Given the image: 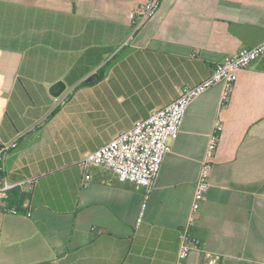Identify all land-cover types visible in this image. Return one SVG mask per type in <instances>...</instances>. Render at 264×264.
Masks as SVG:
<instances>
[{"label": "crops", "instance_id": "1", "mask_svg": "<svg viewBox=\"0 0 264 264\" xmlns=\"http://www.w3.org/2000/svg\"><path fill=\"white\" fill-rule=\"evenodd\" d=\"M146 2L0 0V138L18 141L7 176L25 196L20 214L0 213V264H176L218 119L191 226L204 251L185 264H264V55L227 105L222 83L190 104L148 198L103 166L83 185L88 154L264 41V0H161L135 30L128 15Z\"/></svg>", "mask_w": 264, "mask_h": 264}, {"label": "built area", "instance_id": "2", "mask_svg": "<svg viewBox=\"0 0 264 264\" xmlns=\"http://www.w3.org/2000/svg\"><path fill=\"white\" fill-rule=\"evenodd\" d=\"M160 3L161 0H147L129 13L128 16L135 30L158 11ZM263 55L264 41L252 47L242 48L231 57L217 63L207 79L195 86L183 87L176 100L164 107L155 108L149 117L136 121L131 128L122 131L107 144L88 154L82 164L83 185L87 186L92 180L93 167L103 166L110 169L119 182L133 183L144 188L148 198L155 187L164 159L172 150L171 142L180 133L190 104L206 90L222 83L221 102L222 106L227 105L238 80L239 71L249 68ZM223 129V121L216 120L200 168L187 223L180 233L176 264H185L193 251H204L202 241L192 234L191 226L195 223L210 188L213 159ZM16 147L18 141L5 142L0 138V213L2 214H20V207L11 202V193L19 184H14L8 179L6 165L8 154ZM30 215L31 213H28V216Z\"/></svg>", "mask_w": 264, "mask_h": 264}, {"label": "trees", "instance_id": "3", "mask_svg": "<svg viewBox=\"0 0 264 264\" xmlns=\"http://www.w3.org/2000/svg\"><path fill=\"white\" fill-rule=\"evenodd\" d=\"M102 78V74H96L94 76H91L90 78H88L85 83L86 84H91L94 82L99 81ZM24 194L20 193L19 190H14L11 193V202L17 206H20L24 200Z\"/></svg>", "mask_w": 264, "mask_h": 264}, {"label": "water", "instance_id": "4", "mask_svg": "<svg viewBox=\"0 0 264 264\" xmlns=\"http://www.w3.org/2000/svg\"><path fill=\"white\" fill-rule=\"evenodd\" d=\"M66 90V83L62 80L54 83L50 88V93L54 97H59Z\"/></svg>", "mask_w": 264, "mask_h": 264}]
</instances>
